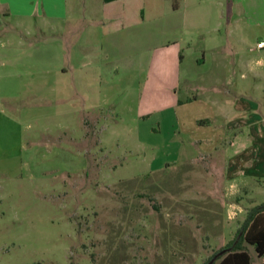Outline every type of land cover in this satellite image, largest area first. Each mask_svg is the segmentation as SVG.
I'll use <instances>...</instances> for the list:
<instances>
[{
    "label": "rangeland",
    "instance_id": "obj_1",
    "mask_svg": "<svg viewBox=\"0 0 264 264\" xmlns=\"http://www.w3.org/2000/svg\"><path fill=\"white\" fill-rule=\"evenodd\" d=\"M79 2L81 21L65 26L66 34L28 36L30 45L12 49L0 68L14 77L1 86L14 99L0 107V264H208L233 239L244 207L264 203V181L244 178L233 191L234 149L202 159L177 123L172 97L223 104L237 94L256 108L241 113L254 126L236 146L242 170H250L249 148L264 142V51L256 49L264 28L243 27L240 46L226 21L219 33L194 37L173 90L171 61L151 66L171 37L152 23L112 46L86 20L91 1ZM211 8L213 19L231 12ZM235 58L242 70L234 75ZM59 66L69 69L67 89L80 95L63 98ZM245 248L252 264H262L253 246Z\"/></svg>",
    "mask_w": 264,
    "mask_h": 264
},
{
    "label": "crops",
    "instance_id": "obj_2",
    "mask_svg": "<svg viewBox=\"0 0 264 264\" xmlns=\"http://www.w3.org/2000/svg\"><path fill=\"white\" fill-rule=\"evenodd\" d=\"M90 1V10L94 14L90 13V15L86 16V20L95 23L97 28L93 29L103 31L104 35L108 39L110 38L109 43L112 46H115V43L111 40L118 39L131 30L140 31L147 24L152 23L156 24V28L160 29L162 35L172 38L169 42H165L159 46L157 50L158 56L153 58L151 66L154 68L166 67L168 65L167 60L171 61L174 69H178L177 74H174V77H172L174 79H171L170 86L173 90L180 83L179 70L184 60L183 52L185 48H190V42L194 37H205L219 33L222 30V23L226 21L228 36L238 37V44L240 46L243 43L241 39L244 35H248L241 31L243 27L246 29L264 28V0ZM175 3L176 8L173 6ZM93 5L100 7L99 14L95 13ZM223 5H226L231 12L227 16L213 19L211 7H222ZM79 6V0H0V68L4 65L3 60H7L8 62L9 58L7 54L12 49L30 45L27 40L28 36L37 33L46 35L49 31H57L59 36L66 34L65 26L70 29L72 24L81 21L82 16L80 15ZM212 21L214 24L211 26ZM107 23H116V25H108ZM60 26L64 28L60 29ZM72 32L74 33V30ZM263 39L264 37L257 40L256 45ZM43 43L46 44V41ZM223 48L226 49V47ZM230 49L233 51V54H239L235 46L230 47ZM259 51L262 52L264 49ZM106 53H109V51L106 50ZM233 65L234 75L242 70L240 58H235ZM228 66L230 67L229 64ZM56 71L58 86L63 87L61 89L63 98L81 94L80 89H78V93H75L76 90L67 89L70 75L67 67L59 66ZM252 74L255 75L254 72ZM13 79L14 77L9 72L5 76L4 74L3 76L0 75V107L2 101L10 102L14 99L5 88L1 87L2 85H10ZM241 79H246L244 74H241ZM74 81L76 82L75 84L81 85L82 78L80 73L74 74ZM40 84L47 85L44 79L43 83L40 82ZM233 84L235 85L236 82L233 81ZM25 85L31 86L35 84L27 82ZM172 100L174 102L172 105L176 110L177 123L184 130L183 133L186 132L193 135V142L200 145L202 159L207 158L208 154L211 155L214 151H220V147L223 150L234 149L232 153L235 154V170L231 172L230 176H227V182H229L230 188L233 191L243 189L241 184L244 178H249L251 181H257V178H259V180L264 181V152H261V150H264V142L260 144L257 140L252 142L249 149H252L253 153H249L248 155L251 157L249 161L254 166H251L248 171L242 170V165L246 163V160L241 159L243 153H237L239 148L236 147L237 143L239 141L242 142L245 137L246 133H243V129L248 130L254 126L251 118L242 123L241 113H253L252 110H256V108H250L251 105L249 107L245 106L241 98H237V94L233 101L225 100V102H228V109L225 102L220 104V102L213 100L204 101L195 97L181 101L177 96H173ZM68 108L70 107L68 106ZM248 108L250 109L248 110ZM226 110L230 111L231 115H226ZM188 111L192 112L190 116L187 114ZM220 117L222 119H226V117L231 118L227 119V125H220V123H217ZM243 124L244 128H242ZM236 129H238L237 134L235 133ZM232 134L237 136L231 141L229 139ZM246 150L247 148L244 149V151ZM236 163H238L237 167ZM255 165L261 166V170H254ZM232 182L235 183L232 184ZM245 191L247 193L250 189L247 188ZM251 207H244V216L242 215L241 220L237 221L238 227L243 223L247 209ZM234 211L236 210L234 209ZM237 214H239L238 211L234 214L235 219L238 217ZM249 256L252 264L251 255L249 254Z\"/></svg>",
    "mask_w": 264,
    "mask_h": 264
},
{
    "label": "trees",
    "instance_id": "obj_3",
    "mask_svg": "<svg viewBox=\"0 0 264 264\" xmlns=\"http://www.w3.org/2000/svg\"><path fill=\"white\" fill-rule=\"evenodd\" d=\"M173 6L176 8V3ZM247 245L254 247L259 258H264V203L247 211L245 220L233 239L216 252L210 261L216 257L213 264H251L250 256L245 248Z\"/></svg>",
    "mask_w": 264,
    "mask_h": 264
},
{
    "label": "built area",
    "instance_id": "obj_4",
    "mask_svg": "<svg viewBox=\"0 0 264 264\" xmlns=\"http://www.w3.org/2000/svg\"><path fill=\"white\" fill-rule=\"evenodd\" d=\"M256 49H257V50H262V49H264V39L257 43V45H256Z\"/></svg>",
    "mask_w": 264,
    "mask_h": 264
},
{
    "label": "water",
    "instance_id": "obj_5",
    "mask_svg": "<svg viewBox=\"0 0 264 264\" xmlns=\"http://www.w3.org/2000/svg\"><path fill=\"white\" fill-rule=\"evenodd\" d=\"M216 261V257H214L209 264H213Z\"/></svg>",
    "mask_w": 264,
    "mask_h": 264
}]
</instances>
